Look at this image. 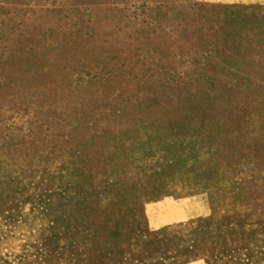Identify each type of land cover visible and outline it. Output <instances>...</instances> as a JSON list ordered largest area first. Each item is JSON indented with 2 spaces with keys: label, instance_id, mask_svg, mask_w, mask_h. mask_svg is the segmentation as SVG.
I'll use <instances>...</instances> for the list:
<instances>
[{
  "label": "rangeland",
  "instance_id": "1",
  "mask_svg": "<svg viewBox=\"0 0 264 264\" xmlns=\"http://www.w3.org/2000/svg\"><path fill=\"white\" fill-rule=\"evenodd\" d=\"M0 264H264V0H0Z\"/></svg>",
  "mask_w": 264,
  "mask_h": 264
}]
</instances>
